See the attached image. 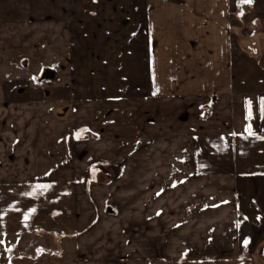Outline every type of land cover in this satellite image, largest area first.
<instances>
[{
  "label": "crops",
  "instance_id": "obj_1",
  "mask_svg": "<svg viewBox=\"0 0 264 264\" xmlns=\"http://www.w3.org/2000/svg\"><path fill=\"white\" fill-rule=\"evenodd\" d=\"M240 2L0 0V52L82 74L0 94V264H264V0Z\"/></svg>",
  "mask_w": 264,
  "mask_h": 264
},
{
  "label": "rangeland",
  "instance_id": "obj_2",
  "mask_svg": "<svg viewBox=\"0 0 264 264\" xmlns=\"http://www.w3.org/2000/svg\"><path fill=\"white\" fill-rule=\"evenodd\" d=\"M66 50H54L50 47H43L36 50H11L0 52V94L4 87L10 89L11 94L26 95V97L38 100L40 98L51 99L56 95L58 98H69V84L70 76L77 79L82 77L81 73L70 72L69 61ZM53 70L57 73V79L54 81H37L41 78L43 72L46 70ZM74 78V79H75ZM34 95H31V94ZM56 96V97H57ZM22 242H29L32 246L28 250H32V242L41 243L45 250L46 256L51 254L57 257H62L66 251L58 245H54L49 238H43L42 241L24 237ZM10 245H14V249H7L11 256H17L20 253V246L18 245V238H11ZM21 244V242L19 243ZM3 249V255L7 257V250ZM63 249V250H62ZM24 250V249H23ZM23 251L22 253H25ZM42 254H37L36 258ZM44 255H42L43 257Z\"/></svg>",
  "mask_w": 264,
  "mask_h": 264
},
{
  "label": "snow or ice",
  "instance_id": "obj_3",
  "mask_svg": "<svg viewBox=\"0 0 264 264\" xmlns=\"http://www.w3.org/2000/svg\"><path fill=\"white\" fill-rule=\"evenodd\" d=\"M241 3H243V4H251L252 3V0H241ZM261 104L264 105V100L261 101ZM261 112L264 113V107L261 108ZM249 116H251V106L249 107ZM246 131H248L249 135H251L252 134V132H251V126H249L246 129ZM245 244H247V241H245Z\"/></svg>",
  "mask_w": 264,
  "mask_h": 264
},
{
  "label": "flooded vegetation",
  "instance_id": "obj_4",
  "mask_svg": "<svg viewBox=\"0 0 264 264\" xmlns=\"http://www.w3.org/2000/svg\"><path fill=\"white\" fill-rule=\"evenodd\" d=\"M46 70H49V69H46ZM46 70H45V71H46ZM45 71L43 72L41 78H39V80H37V81H48V80H50V81H54L55 79H57L58 76H57V73H56L55 71L50 70V71H53L54 74L56 75V78H54V79H51L52 77L47 78V77L44 75V74H45Z\"/></svg>",
  "mask_w": 264,
  "mask_h": 264
},
{
  "label": "water",
  "instance_id": "obj_5",
  "mask_svg": "<svg viewBox=\"0 0 264 264\" xmlns=\"http://www.w3.org/2000/svg\"><path fill=\"white\" fill-rule=\"evenodd\" d=\"M44 75H45L47 78H50V77H52L51 79L56 78V75L54 74V72H53V71H50V70H46Z\"/></svg>",
  "mask_w": 264,
  "mask_h": 264
},
{
  "label": "trees",
  "instance_id": "obj_6",
  "mask_svg": "<svg viewBox=\"0 0 264 264\" xmlns=\"http://www.w3.org/2000/svg\"><path fill=\"white\" fill-rule=\"evenodd\" d=\"M244 5H246V4H243V3L240 2V4H239V8L242 9V8L244 7ZM251 9H252V8H251Z\"/></svg>",
  "mask_w": 264,
  "mask_h": 264
}]
</instances>
